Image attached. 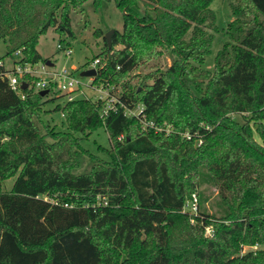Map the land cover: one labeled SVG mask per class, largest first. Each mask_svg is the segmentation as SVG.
Wrapping results in <instances>:
<instances>
[{
    "label": "trees",
    "instance_id": "16d2710c",
    "mask_svg": "<svg viewBox=\"0 0 264 264\" xmlns=\"http://www.w3.org/2000/svg\"><path fill=\"white\" fill-rule=\"evenodd\" d=\"M88 1L0 0V264H264V142L255 140L264 141V0L231 4L214 72L204 68L214 0H93L123 13L93 83L120 85L118 97L143 106L158 134L83 97L46 110L59 92L51 84L41 96L32 76L10 86L6 60L46 63L40 38L51 29L75 37L71 13ZM164 56L166 69L142 72ZM53 112L66 131L45 120ZM101 128L107 157L84 145Z\"/></svg>",
    "mask_w": 264,
    "mask_h": 264
},
{
    "label": "rangeland",
    "instance_id": "374dc122",
    "mask_svg": "<svg viewBox=\"0 0 264 264\" xmlns=\"http://www.w3.org/2000/svg\"><path fill=\"white\" fill-rule=\"evenodd\" d=\"M234 1L235 0H214L211 5V8L216 12L218 31L215 33L211 53L208 55L204 64V68L210 72L215 71L216 56L229 40L227 27L233 20L230 6ZM138 11L143 13L145 11V7L140 4ZM71 18L75 37L67 35L61 37L54 29H51L46 35L40 38L38 50L44 60L47 61V64L50 62L53 64L52 67L56 69H66L72 72L74 76L80 79L84 84L91 83L94 81V78L82 77L81 72L88 69L89 62H92L97 58L101 59L100 54L103 52L105 47L104 37L110 30L123 31V13L116 6L115 2L105 1L102 3L100 8L96 9L93 4V0H90L83 4L80 8L74 9L71 13ZM97 30H102L104 32V36H96L95 33ZM59 44H61L63 48H59ZM68 48H71L72 50L71 55L66 53ZM6 51V44L2 43L0 45V57L5 56ZM171 63V59L164 56L161 59L144 66L142 68V72H150L151 70L157 68L164 70L170 66ZM6 66L8 69L11 68L12 62L10 59L6 60ZM49 67H51V65H49ZM121 89L122 88L119 85V89L114 90L112 88L111 93L118 97ZM83 90L89 99L96 96V92L90 88L83 87ZM50 98L56 99L54 102L46 104V110H52L58 104H64L67 101L66 96L61 93H58L57 95L51 94ZM44 118L46 121H49L52 126H56L59 131H66V126L63 124V117L61 113L53 112L52 114L44 115ZM235 119L239 123L244 122L242 116L240 115L235 116ZM255 140L259 144L263 145L264 141L262 137L256 132ZM84 145L92 152L99 154L102 157H107L106 154L99 151V148H110L108 133L104 128H101L94 132L89 139L84 142ZM86 168L87 165L76 170V173H82ZM14 181L15 178H12L4 182L3 190L10 191L13 187ZM207 195L211 197V200L206 204V206L210 211H212L214 210L212 207L216 208V190L209 188V190H207ZM192 206L193 203L189 202V208L187 210L191 211ZM212 234L213 229L211 227L207 228L205 235L212 236ZM246 250L249 249L246 248Z\"/></svg>",
    "mask_w": 264,
    "mask_h": 264
},
{
    "label": "built area",
    "instance_id": "2783aa9c",
    "mask_svg": "<svg viewBox=\"0 0 264 264\" xmlns=\"http://www.w3.org/2000/svg\"><path fill=\"white\" fill-rule=\"evenodd\" d=\"M59 48H63L61 44L58 45ZM66 53L68 55L72 54L71 48H68ZM16 57L20 58V52L15 54ZM101 60L99 58L95 59L89 64L88 69L97 70L100 67ZM8 69V68H7ZM7 72L6 76L9 79L10 86L13 90L17 91L20 86V79L25 76H32L38 78L36 82L31 86L37 92H41L43 90H48L51 84L56 85V90L66 96L67 101L71 102L78 98H85L88 100H93L94 102L102 103V116H107L111 112H117L119 107L125 109V115L128 117L137 118L143 125L144 131L153 130L156 134L165 131V129L161 126H158L153 121L147 120L146 116L143 114L144 107L139 105L136 109L127 108L126 105L122 102V100L113 95L111 93L112 88L108 85L98 86L93 82L84 84L80 79L76 78L74 74L66 69H56L54 67H49L47 63H40L36 65L32 64H21V63H12V66ZM27 87H30L27 85ZM83 87L90 88L94 92H96V96L89 99L87 94L84 92ZM167 132L170 130L167 129ZM190 138L189 134L185 135ZM202 144V140H200L199 145ZM48 200L47 197L44 198ZM192 210H197V199L194 198Z\"/></svg>",
    "mask_w": 264,
    "mask_h": 264
},
{
    "label": "water",
    "instance_id": "95a60500",
    "mask_svg": "<svg viewBox=\"0 0 264 264\" xmlns=\"http://www.w3.org/2000/svg\"><path fill=\"white\" fill-rule=\"evenodd\" d=\"M115 33V30H110L106 35H105V38H106V41H107V44H108V47L111 48V41H112V36L114 35ZM48 65H51L53 66L52 63L48 62ZM97 70L95 69H86L84 71L81 72V76L82 77H88V78H95L97 76ZM49 93L48 90H43L40 92V95L41 96H46L47 94Z\"/></svg>",
    "mask_w": 264,
    "mask_h": 264
}]
</instances>
